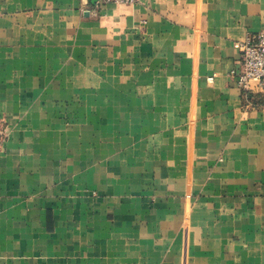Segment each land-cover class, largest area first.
I'll return each instance as SVG.
<instances>
[{
  "label": "crops",
  "instance_id": "crops-1",
  "mask_svg": "<svg viewBox=\"0 0 264 264\" xmlns=\"http://www.w3.org/2000/svg\"><path fill=\"white\" fill-rule=\"evenodd\" d=\"M95 2L0 0V264H264V0Z\"/></svg>",
  "mask_w": 264,
  "mask_h": 264
},
{
  "label": "built area",
  "instance_id": "built-area-1",
  "mask_svg": "<svg viewBox=\"0 0 264 264\" xmlns=\"http://www.w3.org/2000/svg\"><path fill=\"white\" fill-rule=\"evenodd\" d=\"M138 0H96L95 7L106 5H132ZM240 64L231 71L238 89L242 92L246 107L264 113V29L250 33L239 44ZM209 81H212L210 78ZM8 136L7 127L0 126V141Z\"/></svg>",
  "mask_w": 264,
  "mask_h": 264
}]
</instances>
